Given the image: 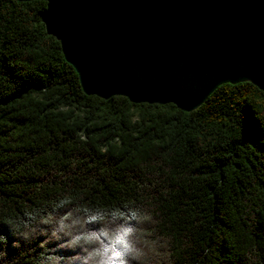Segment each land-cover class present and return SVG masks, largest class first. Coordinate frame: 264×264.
I'll use <instances>...</instances> for the list:
<instances>
[{"label": "trees", "instance_id": "obj_1", "mask_svg": "<svg viewBox=\"0 0 264 264\" xmlns=\"http://www.w3.org/2000/svg\"><path fill=\"white\" fill-rule=\"evenodd\" d=\"M170 1L264 20V0ZM45 7L0 0V264H264V93L86 96Z\"/></svg>", "mask_w": 264, "mask_h": 264}, {"label": "water", "instance_id": "obj_2", "mask_svg": "<svg viewBox=\"0 0 264 264\" xmlns=\"http://www.w3.org/2000/svg\"><path fill=\"white\" fill-rule=\"evenodd\" d=\"M30 2L35 0H13ZM86 96L199 108L221 85L264 93V20L236 10L182 14L170 0H38Z\"/></svg>", "mask_w": 264, "mask_h": 264}, {"label": "clouds", "instance_id": "obj_3", "mask_svg": "<svg viewBox=\"0 0 264 264\" xmlns=\"http://www.w3.org/2000/svg\"><path fill=\"white\" fill-rule=\"evenodd\" d=\"M116 259L120 260L119 257H116ZM120 264H125V262L123 260H120Z\"/></svg>", "mask_w": 264, "mask_h": 264}, {"label": "snow or ice", "instance_id": "obj_4", "mask_svg": "<svg viewBox=\"0 0 264 264\" xmlns=\"http://www.w3.org/2000/svg\"><path fill=\"white\" fill-rule=\"evenodd\" d=\"M120 243H123V241H119Z\"/></svg>", "mask_w": 264, "mask_h": 264}]
</instances>
